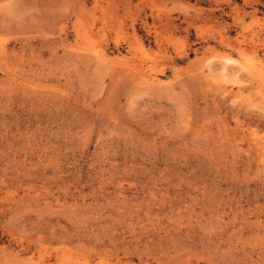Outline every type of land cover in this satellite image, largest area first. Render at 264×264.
<instances>
[{"label": "rangeland", "instance_id": "1", "mask_svg": "<svg viewBox=\"0 0 264 264\" xmlns=\"http://www.w3.org/2000/svg\"><path fill=\"white\" fill-rule=\"evenodd\" d=\"M0 264H264V0H0Z\"/></svg>", "mask_w": 264, "mask_h": 264}, {"label": "bare ground", "instance_id": "2", "mask_svg": "<svg viewBox=\"0 0 264 264\" xmlns=\"http://www.w3.org/2000/svg\"><path fill=\"white\" fill-rule=\"evenodd\" d=\"M69 11H70V10H69ZM227 43H229V41H228ZM226 45H227V44H226ZM229 45H230V44H229ZM142 46H143V45H142ZM227 46H228V45H227ZM230 46H232V45H230ZM143 47H144V46H143ZM239 47H240V45H239ZM239 47H238V48H239ZM232 48H233V47H232ZM234 48H235V47H234ZM144 49H145V48H144ZM239 49H240V48H239ZM185 53H186V52H185ZM180 56H181V55H180ZM184 56H185V55L183 54L182 57H184ZM99 57H100L103 61L106 60V58H107L105 53H100V54H99ZM99 57H98V59H99ZM94 58H95V57H94ZM93 60H94V59H93ZM99 60H100V59H99ZM99 60H98V61H99ZM102 60H101V61H102ZM101 61H100V62H101ZM104 63L106 64L105 61H104ZM141 68H142V67H141ZM143 68H144V67H143ZM143 68H142V72H141V71H140V72L142 73V76H144V80H145L146 82H148V83H154L155 81H157L154 77L147 75L146 72H143ZM148 68H149V67H148ZM148 68H147V69H148ZM145 69H146V68H145ZM144 71H145V70H144ZM157 84H158V82H157Z\"/></svg>", "mask_w": 264, "mask_h": 264}]
</instances>
